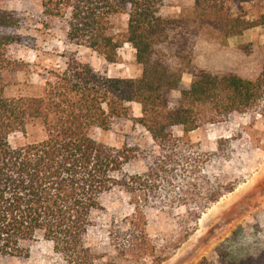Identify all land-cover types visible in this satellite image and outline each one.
Instances as JSON below:
<instances>
[{"label": "trees", "instance_id": "1", "mask_svg": "<svg viewBox=\"0 0 264 264\" xmlns=\"http://www.w3.org/2000/svg\"><path fill=\"white\" fill-rule=\"evenodd\" d=\"M11 1L0 0V264L7 257H28L39 241L51 243L65 264L166 263L196 227L177 245L160 248L147 230V210L165 207L166 184L197 173L198 159L181 151L190 144L189 135L232 114L252 112L264 101V66L254 80L214 73L196 61L200 37L211 31L229 40L264 27V0H194L189 17L162 16L163 0H41L47 20L66 23L69 45L115 64L129 44L142 76L110 78L66 53L65 66L48 72L40 95L8 98L10 76L28 69L12 55L23 37L17 32L21 17L5 8ZM118 15L128 17L124 34L114 32L112 18ZM184 73L193 81L181 90ZM133 103L141 106L138 123L159 151L144 173L128 175L125 169L139 159L140 150L109 147L93 134L129 118ZM30 124L41 126L46 138L12 147L10 137L25 133ZM178 128L181 136L175 134ZM188 186L171 203L188 209L185 219L191 225L237 188ZM116 190L127 196L132 213L126 230L110 232L114 255L105 256L87 246L86 238L93 214Z\"/></svg>", "mask_w": 264, "mask_h": 264}, {"label": "rangeland", "instance_id": "2", "mask_svg": "<svg viewBox=\"0 0 264 264\" xmlns=\"http://www.w3.org/2000/svg\"><path fill=\"white\" fill-rule=\"evenodd\" d=\"M193 7L194 0H163L161 15L189 17ZM5 8L22 19L17 32L23 42L12 49V55L28 64L27 72L10 76L6 91L8 98L40 95L48 72L65 66L66 53L75 54L81 63L110 78L138 79L142 76L143 68L137 63L136 51L129 44L119 51L115 64L106 62L91 50L69 45L66 23L47 20L41 0H12L5 4ZM246 10L257 12L256 8L249 6ZM112 23L115 34L127 32L126 15L113 17ZM196 61L214 73L234 72L254 80L264 66V27L229 40L211 31L204 32L198 44ZM192 81V75L184 73L181 90L190 88ZM174 96L178 98L180 93ZM130 109L129 118L116 120L109 132L95 130L93 137L109 147L129 145L139 149V159L125 169L126 174L136 175L144 173L148 164H153L159 150L138 123L141 106L133 103ZM175 134L181 136V130L176 129ZM45 138L41 126L30 124L25 133L12 135L10 144L17 148ZM189 142L181 151L198 159L197 173L186 181L174 179V185L166 184L165 207L147 210V230L160 248L177 245L196 227L190 238L164 264H199L203 260L210 264H264V101L252 112L232 114L193 132L189 135ZM209 183L237 184V188L206 210L197 225H191L185 219L188 209L172 207L171 202L188 192V184H196L205 190ZM102 206L103 209L92 216L94 226L86 244L99 254L110 256L114 255L110 232L113 229L126 230V218L132 208L127 196L119 190L106 195ZM2 264L65 263L55 254L51 243L39 241L32 246L28 257H7Z\"/></svg>", "mask_w": 264, "mask_h": 264}]
</instances>
